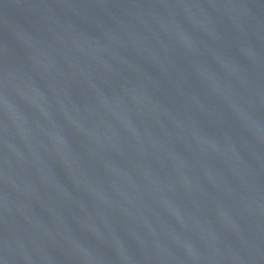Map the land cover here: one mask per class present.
Segmentation results:
<instances>
[{"label":"water","instance_id":"1","mask_svg":"<svg viewBox=\"0 0 264 264\" xmlns=\"http://www.w3.org/2000/svg\"><path fill=\"white\" fill-rule=\"evenodd\" d=\"M0 264H264V0H0Z\"/></svg>","mask_w":264,"mask_h":264}]
</instances>
